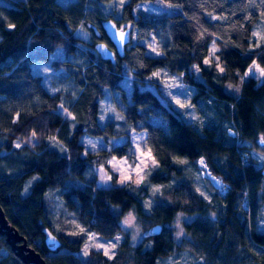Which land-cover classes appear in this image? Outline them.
I'll return each mask as SVG.
<instances>
[{
  "label": "trees",
  "instance_id": "trees-1",
  "mask_svg": "<svg viewBox=\"0 0 264 264\" xmlns=\"http://www.w3.org/2000/svg\"><path fill=\"white\" fill-rule=\"evenodd\" d=\"M155 1L179 12L134 14L138 5ZM109 2L0 0V153L6 154H0V207L8 223L47 264H157L183 251L202 264H264V238L257 231L262 176L239 159L245 143L257 149V140L264 138V77L258 84L245 76L253 64L264 68V0H127L115 18L102 13ZM107 20L130 30L131 41L114 62L94 49L97 42L112 49L101 29ZM79 28L90 32L91 51L79 48L85 43L75 36ZM36 63L58 74L51 80L58 89H46L33 71ZM164 77H178L177 85L193 91V108L211 101L214 119L196 127L185 122L165 103ZM124 79L131 82L129 90ZM106 94L121 119L101 125L100 103ZM61 106L70 119L57 112ZM224 121L233 122L237 138L221 129ZM132 133H144L140 147L151 149L156 166L144 171L139 184L97 188L92 168L102 167L115 183L109 161L124 158L133 165ZM83 135L103 138L109 146L90 152L80 142ZM121 137L123 143L110 142ZM15 142L21 146L16 148ZM201 157L227 187L210 202L188 179L189 167H197ZM28 180L32 184L23 195ZM48 190L57 191L66 221L47 219ZM150 194L154 205L144 231L159 224L162 232L143 240L148 247H132L120 220L131 212L144 217L142 202ZM209 212L216 214L215 220L208 218ZM178 213L194 217L182 224L188 248L164 235V225L170 226ZM73 221L84 231H77ZM45 228L59 239L55 251L44 242ZM87 233L101 241L82 263L76 254ZM118 234L122 240L114 248L104 245ZM105 248L114 253L111 259ZM0 264H22L2 236Z\"/></svg>",
  "mask_w": 264,
  "mask_h": 264
},
{
  "label": "rangeland",
  "instance_id": "rangeland-1",
  "mask_svg": "<svg viewBox=\"0 0 264 264\" xmlns=\"http://www.w3.org/2000/svg\"><path fill=\"white\" fill-rule=\"evenodd\" d=\"M73 0H59V3L62 5H66L69 2ZM127 0H110L108 4L102 5L103 15L104 17L108 15H113L112 17H120V10L122 5ZM139 11H144L149 14H173L179 12V9L176 7L168 6L162 2L155 1L150 3H143L138 5L134 9V14H137ZM115 16V17H114ZM121 26V24H120ZM122 28H125L121 26ZM256 36L259 35V32L256 30ZM75 36L83 40L85 43L80 44L79 48L84 50H92L91 46V34L88 32L85 28H79L75 32ZM131 38V36H130ZM213 45H210V50L212 51ZM33 71L42 77L43 84L47 88H49L52 92L55 91L60 87V85L56 86V88L52 87L51 80H56L58 74L52 73L48 65L45 64H33ZM252 69V72H249V69ZM259 67H254V64L251 65L246 73L248 75H245L246 77L254 78L258 81V84L261 83L264 76L261 75L259 71ZM156 74H159V70L156 71ZM162 79V85L164 89V96L168 100L165 103L169 105V107L176 113L180 114L183 118V120L190 125H194L195 127L198 124H206L210 121H212L214 118L212 116L214 109L211 108L208 104H212L211 101H207V103H203L194 108L191 106V103L189 102L190 96L193 94V91L190 89V91L184 90V87L182 85H177V82L180 81L178 77H164ZM67 87H69V84L64 83ZM124 86L128 90L131 87V82L124 79ZM140 87V85H139ZM144 90V89H142ZM120 92V91H119ZM156 93L157 90H155ZM180 92H187V97L183 95H178ZM121 93V92H120ZM117 103L121 104L118 100V95L116 96ZM180 100L182 104L186 105V107H180L176 103V100ZM100 114H99V122L101 125L105 122V120L115 118L116 120H120V115L117 114V112L113 111L111 108L112 101L108 94L103 98V100L100 103ZM198 109L201 110V113L198 111ZM58 113H60L64 118L70 119L71 116L67 111H65L62 107H59L57 110ZM225 128V131L229 137H232V129H233V122H227L224 121L222 124L221 129ZM144 138V133H132L129 137L130 143L132 144L133 149V165L126 162L124 158H113L109 161V166L111 170L116 173L117 178L115 183H112L111 177L107 175L102 167L96 166L92 168L90 173H93L96 178V187L101 189H108L112 185L116 186H122L126 183H129L133 181L136 183V181L140 178V176H143L144 171L147 169L145 168L143 172H140L139 175H137V172L134 171V169L137 168V166L140 164V160L142 157L140 156V152L143 151V149L140 147V141ZM233 138V137H232ZM110 141L111 143H123L124 138H113ZM105 140L100 137H92L89 135H83L80 138V142L85 145L86 150H89L90 152H95L97 150L102 149L103 147H108L109 144L104 142ZM114 141V142H113ZM1 144V142H0ZM21 145H19L18 142H15V147L19 148ZM246 149L240 150V162L242 165L244 164H252L253 168L256 171H261L264 169V148L258 147L257 149H250L248 148V143H245ZM59 147V146H58ZM264 147V146H263ZM61 148V147H60ZM1 157H6V154L1 152ZM151 166V161H149V167ZM142 167V166H141ZM148 167V168H149ZM18 173V172H17ZM124 176H131L130 180H125L123 183L120 181ZM192 181V183L195 185L196 191L200 193V195L207 201L210 202L211 196H213L214 193H217L219 195L223 194L224 191L222 188L218 189L216 188L212 182L208 179L205 172H202L200 168L190 166L189 167V174L188 179ZM220 183H222L220 181ZM32 184V180H28L25 182L24 188H23V195H26L29 192L30 186ZM157 191L159 190L158 187L155 188ZM259 196L261 202V216L259 219V222L257 224V231L264 236V177L262 176L260 179V191ZM143 209H144V217H141L138 219L134 213H128L122 217L120 220V227L123 233L128 235L129 245L132 247H138L143 246L144 248L148 247V243H145L146 241H143V232L145 227H147L149 224V208H151L154 205L153 202V195L150 194L147 197L143 199ZM62 205L61 198L59 197L56 190H48L44 194V207H45V213L47 216V219L50 222H54L56 220L58 221H66V215L62 211ZM244 207L247 208V200L244 202ZM210 220H215L216 214L209 212L207 215ZM194 217L187 216L185 214H176L173 222L170 226L164 225L165 229V237H171L172 240L175 242L177 247H189L188 240L183 241L182 237L184 234V231L182 229L183 223L190 222ZM126 221H130V223H126ZM72 223V222H71ZM74 225V228L77 231H81L82 227L76 222L73 221L72 223ZM56 224H53L55 226ZM117 237L119 239L117 240ZM122 240L121 234L116 235L113 239L107 241L104 243L105 246L116 245ZM101 241L99 238H97L92 233H87L85 237V242L82 245L81 251L76 254V256L81 260V262H85L86 256L84 255L85 250H88L93 248L96 244ZM60 252H64V250H61ZM157 264H202L200 259L194 258V255L190 254L189 251H183L182 253H177L174 256H170L164 260H160L157 262Z\"/></svg>",
  "mask_w": 264,
  "mask_h": 264
},
{
  "label": "water",
  "instance_id": "water-1",
  "mask_svg": "<svg viewBox=\"0 0 264 264\" xmlns=\"http://www.w3.org/2000/svg\"><path fill=\"white\" fill-rule=\"evenodd\" d=\"M90 28L95 32L96 36H99L94 26L90 25ZM101 29L108 41L110 42L112 49H110L105 43L97 42L94 46L97 54L105 61H115V54L119 57L124 55L125 47L130 43V30L124 28H117L113 21H104L101 25ZM121 34H123V40H121ZM261 138L257 140V144L260 147L264 146L261 143ZM261 175L264 177V169L261 171ZM162 232V226L156 224L147 228L143 232L144 238H151L160 235ZM44 242L48 246L50 251H55L59 245V239L53 235V233L45 228ZM0 236L4 237L6 244L10 247L14 256L22 264H47L44 259L37 253L32 247L28 246L26 240L21 236L17 230L11 226L3 210L0 207Z\"/></svg>",
  "mask_w": 264,
  "mask_h": 264
},
{
  "label": "snow or ice",
  "instance_id": "snow-or-ice-1",
  "mask_svg": "<svg viewBox=\"0 0 264 264\" xmlns=\"http://www.w3.org/2000/svg\"><path fill=\"white\" fill-rule=\"evenodd\" d=\"M254 35H257V34L254 33ZM123 38H124V37H123V34H121V40H123ZM216 51H217V49L215 48V42H213V48H212V53H211L212 56H215ZM216 59H217V61H218V60H219V57H216ZM209 63H210V60H208V59H206V60L204 61V64H206V65L209 64ZM216 66H217V68L219 69V71H220L221 73L224 72V68L221 67V66L219 65V63H217ZM254 67L258 68L259 66L254 64ZM196 70H197V71L200 70L198 66H197V69H196ZM252 71H253V70L250 68V69H249V72H252ZM259 71H260L261 75L264 76V68L259 69ZM153 75H157V74L154 73ZM245 75H248V73H245ZM178 95H183V96L187 97V92H180V93H178ZM176 103H177L178 105H180V107H182V108H183V107H186V105L182 104L181 101L178 100V99L176 100ZM61 107H62V106H61ZM33 135H35V134H33ZM260 142H261V143H264V138H261V141H260ZM140 156L142 157V159L140 160V164L137 166L136 169H134V171L137 172V175H139L140 172H143L145 168H148V167H149V161H151V165H152V166H156V164H157V162L155 161L154 157L152 156L151 149H148V150H146V151H141V152H140ZM200 163H201V164H204V161L201 160ZM141 166H142V167H141ZM130 179H131V176H124L120 182L123 183L125 180H130ZM143 179H144V177H143V176H140V178L136 181V183L139 184ZM126 223H130V221H126ZM81 231H84V230L81 229ZM118 239H119V237H117V240H118ZM97 247H98V248H102V247H104V246H103V245H97ZM112 247L114 248L115 245H112ZM84 255H85V256L88 255L87 250H85ZM104 255H105V256H108L109 259H111L112 256L114 255V253H111L109 249L105 248V249H104Z\"/></svg>",
  "mask_w": 264,
  "mask_h": 264
},
{
  "label": "built area",
  "instance_id": "built-area-1",
  "mask_svg": "<svg viewBox=\"0 0 264 264\" xmlns=\"http://www.w3.org/2000/svg\"><path fill=\"white\" fill-rule=\"evenodd\" d=\"M232 137L237 138L236 135H234V134H232ZM240 159H241V156H240ZM201 160L204 161L203 158H200V159L198 160V166L200 167V169H201L203 172L209 174L208 167H207L205 161H204V164H201V163H200ZM219 181H220V180H219ZM217 188H218V189L222 188L223 191L225 192L227 187H226V185H224L223 183H220L219 187H217Z\"/></svg>",
  "mask_w": 264,
  "mask_h": 264
},
{
  "label": "bare ground",
  "instance_id": "bare-ground-1",
  "mask_svg": "<svg viewBox=\"0 0 264 264\" xmlns=\"http://www.w3.org/2000/svg\"><path fill=\"white\" fill-rule=\"evenodd\" d=\"M95 49V48H94ZM206 176L209 178V180L217 187L220 185V181L214 178L211 174L206 173Z\"/></svg>",
  "mask_w": 264,
  "mask_h": 264
},
{
  "label": "flooded vegetation",
  "instance_id": "flooded-vegetation-1",
  "mask_svg": "<svg viewBox=\"0 0 264 264\" xmlns=\"http://www.w3.org/2000/svg\"><path fill=\"white\" fill-rule=\"evenodd\" d=\"M262 170H263V169H262ZM262 170H261V171H262ZM261 171H260V173H261ZM263 238H264V236H263Z\"/></svg>",
  "mask_w": 264,
  "mask_h": 264
}]
</instances>
